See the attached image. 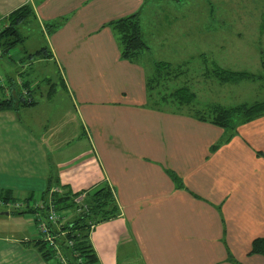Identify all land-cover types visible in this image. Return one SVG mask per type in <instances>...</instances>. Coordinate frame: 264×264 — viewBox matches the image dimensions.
Returning <instances> with one entry per match:
<instances>
[{"label": "crops", "instance_id": "0c3cea01", "mask_svg": "<svg viewBox=\"0 0 264 264\" xmlns=\"http://www.w3.org/2000/svg\"><path fill=\"white\" fill-rule=\"evenodd\" d=\"M140 1L0 0V27L9 11L28 3L34 19L26 24L43 37L38 48L0 56L29 83L34 101L0 110V192L37 195L49 176L73 192L106 184L118 213L90 230L97 264H264L248 252L251 240L264 236V113L238 123L225 139L222 128L184 110L147 106L145 55L121 58L108 25L136 12ZM40 47L43 57H26ZM42 60L58 70L79 132L66 111L46 134L47 124L32 110L41 94L34 96L39 82L29 68ZM10 87L0 97L22 92L13 81ZM1 212L8 222L2 226L12 229L0 231V264H48L31 245L32 217ZM12 220L18 227L9 234Z\"/></svg>", "mask_w": 264, "mask_h": 264}, {"label": "rangeland", "instance_id": "374dc122", "mask_svg": "<svg viewBox=\"0 0 264 264\" xmlns=\"http://www.w3.org/2000/svg\"><path fill=\"white\" fill-rule=\"evenodd\" d=\"M135 10L138 11L142 36L148 46L141 55H145L143 62L146 70H150L152 62L157 60L168 61L172 66L180 64L181 69H186L182 77L168 82V87H160L159 95L181 85L185 80L196 95L195 103L199 109L206 103L234 106L264 98V79L221 84L213 77L203 75V71L211 68L213 63L221 68L264 75V68L261 66V62L264 63V0H141ZM33 27V24L20 27L24 40L13 51H8L10 54H21L23 48L33 50L42 45L43 37ZM200 54L203 55L202 58ZM11 68L0 59L2 96L3 91L11 88L12 81L19 89L20 81L23 80L21 76L16 77L15 68ZM29 69L30 78L39 82L34 96L41 94V98L37 96L39 106L32 110H35L40 122L47 124L46 134H50L52 124L57 120L60 123L62 117L68 116L66 111L70 112L69 126H75L74 131L79 132L78 117L69 107V99L64 93L60 74L54 64L46 60L33 61ZM6 76L13 80L10 81ZM30 87L28 83L26 89L31 94ZM48 90L52 94L49 100L45 98ZM25 95L30 98L28 94ZM52 108L54 113H51ZM18 114L22 120L25 119V116ZM71 132L72 130L69 138L72 137ZM46 143L49 146L48 159L54 161L56 154L51 151V142L48 140ZM63 154L59 152L58 155L62 158ZM3 207L0 206V209L6 211L7 208L5 210ZM8 210L12 217H21V214L12 213L14 209ZM68 214L67 212V217ZM4 216L5 214H0V231L3 229L6 232L4 229L12 228L2 226L8 223ZM12 222L15 226L7 232L9 234H14L18 227L16 221Z\"/></svg>", "mask_w": 264, "mask_h": 264}, {"label": "trees", "instance_id": "16d2710c", "mask_svg": "<svg viewBox=\"0 0 264 264\" xmlns=\"http://www.w3.org/2000/svg\"><path fill=\"white\" fill-rule=\"evenodd\" d=\"M33 19V9L28 3L13 8L5 15V24L0 27V56L23 42L24 36L20 27ZM108 25L117 37L121 58L136 61L142 57V51L148 46L142 36L138 12H131L111 20ZM42 51L44 49L40 47L31 53H25V55L29 59L43 57ZM200 56L203 57L202 54ZM261 66L264 68L263 62H261ZM180 67V64L172 66L170 62L163 60L152 62L151 69L144 78L147 106L157 108L164 104L170 106L174 111L184 110L199 121L209 122L222 128L227 133L225 139L233 133L234 127L238 123L251 120L264 113V98L251 103L242 102L234 106L206 103L199 109L195 103L196 95L185 80L181 85L170 88L166 93L159 95L160 87H168V82L185 74L186 69ZM203 75L204 77H213L216 82L221 84L264 79V75L260 73L221 68L214 63L211 68L203 71ZM21 82L20 86L24 92L14 88L10 96L0 97V110H16L19 107L34 104L33 98L25 95H29L30 92L29 89H26L27 82L23 80ZM168 173L174 181H177V177L170 170ZM52 186L60 185L56 179H51L49 176L44 189L37 195L29 193L19 198L14 196L10 189H5L0 192V202L22 200L25 208L12 211V213L21 215L36 211L40 216H45L49 203H52L58 212L65 213V215L68 212L71 215L69 219L62 220L58 226L49 225L51 231L56 234L55 241L65 261L67 264H97L95 252L89 241V233L97 223L113 218L118 213L111 189L106 184H102L81 192H70L65 186H61L63 191L57 193L51 191ZM82 192L81 203H74L73 197ZM36 196L39 206L34 208L30 206V203L35 202ZM60 231H63L64 234L59 235ZM67 240L70 241V245ZM31 245L44 262L58 264L54 251L41 238L37 237L32 240ZM248 252L264 257V236L253 238Z\"/></svg>", "mask_w": 264, "mask_h": 264}, {"label": "built area", "instance_id": "2783aa9c", "mask_svg": "<svg viewBox=\"0 0 264 264\" xmlns=\"http://www.w3.org/2000/svg\"><path fill=\"white\" fill-rule=\"evenodd\" d=\"M51 191L59 193L63 191V189L59 186H53L51 187ZM82 197H83V192L73 197L74 203L76 204L81 203ZM37 200L38 198L36 196L35 202L30 203V206L34 208L39 206V203L37 202ZM0 203L4 205L7 209L25 208L24 203L22 202V200H19V199L15 201L0 202ZM26 215L29 217H32V220L35 225V229L37 231V237L41 238L46 243V245L54 251V255H55L56 260L58 261V264H67V262L64 259V256L62 255L60 251V248L57 242L55 241L56 234H54L51 231L50 226H49L51 224L58 226L63 220L65 213L56 211L54 205L52 203H49L45 216H40V214L36 211H34L33 213H27ZM63 234H64L63 231L59 232V235H63ZM67 243L68 245H70L69 240H67Z\"/></svg>", "mask_w": 264, "mask_h": 264}, {"label": "water", "instance_id": "95a60500", "mask_svg": "<svg viewBox=\"0 0 264 264\" xmlns=\"http://www.w3.org/2000/svg\"><path fill=\"white\" fill-rule=\"evenodd\" d=\"M1 213H6V212L4 211V212H1Z\"/></svg>", "mask_w": 264, "mask_h": 264}]
</instances>
